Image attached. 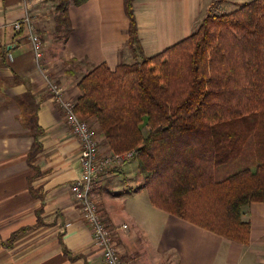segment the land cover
<instances>
[{
  "label": "crops",
  "instance_id": "1",
  "mask_svg": "<svg viewBox=\"0 0 264 264\" xmlns=\"http://www.w3.org/2000/svg\"><path fill=\"white\" fill-rule=\"evenodd\" d=\"M125 1L71 6L69 38H53L54 45H46L52 16L36 2L29 14L45 44L38 63L26 27L15 29L25 19V0H0V264H105L72 192L82 144L45 77L77 101L79 80L96 66L114 71L133 63ZM249 1L135 0L142 53L155 56L189 37L214 10L229 13L220 9L225 2ZM99 139L100 155L111 154ZM131 162L103 174L93 193L127 264H264V203L244 209L251 236L240 245L153 206ZM136 167L139 192L126 186Z\"/></svg>",
  "mask_w": 264,
  "mask_h": 264
},
{
  "label": "trees",
  "instance_id": "2",
  "mask_svg": "<svg viewBox=\"0 0 264 264\" xmlns=\"http://www.w3.org/2000/svg\"><path fill=\"white\" fill-rule=\"evenodd\" d=\"M88 1H57L64 41L70 7ZM134 1L125 11L135 61L84 75L77 113L111 154L133 152L153 206L247 246L244 209L264 203V0L209 13L152 57L142 53Z\"/></svg>",
  "mask_w": 264,
  "mask_h": 264
},
{
  "label": "built area",
  "instance_id": "3",
  "mask_svg": "<svg viewBox=\"0 0 264 264\" xmlns=\"http://www.w3.org/2000/svg\"><path fill=\"white\" fill-rule=\"evenodd\" d=\"M39 1L25 0V19L15 24L17 31L21 30L22 26H25L28 30V38L38 63L43 57L42 41L36 32V26L29 11ZM45 79L55 103L65 116L67 125L82 144L79 159L81 176L73 184L72 192L75 200L81 206L82 217L91 230L93 243L101 250L105 264H127L119 254L114 234L103 219L98 204L93 199V193L101 176L115 167H122L127 162H130L133 159V152L123 155L108 154L105 157L100 155V134L97 128L80 118L76 110L75 101L65 96L62 87L47 75Z\"/></svg>",
  "mask_w": 264,
  "mask_h": 264
},
{
  "label": "rangeland",
  "instance_id": "4",
  "mask_svg": "<svg viewBox=\"0 0 264 264\" xmlns=\"http://www.w3.org/2000/svg\"><path fill=\"white\" fill-rule=\"evenodd\" d=\"M57 1L58 0H40L39 2V4H41L43 7V12H46V15H48V16H52V18H50L49 20H47V22L48 23H52V22H54V24L53 25H49L50 26V28H49V30H51V33H50V35L48 36V39H47V41H48V44H46V45H49V44H53V43H50V42H53L52 41V39L54 38H61L60 39V42L62 43V42H64V40L62 39L63 38V33L62 34H60V33H58L57 31H56V24H55V19H56V17H57V15H58V12H57V10H56V8H57ZM252 1H254V0H252ZM251 1V2H252ZM250 2V1H249ZM249 2H247V3H249ZM218 4V3H217ZM232 3H227V2H225V3H223V4H221L220 6H221V10L222 11H227V12H233V11H235V10H237V9H239V7H241V6H233V5H231ZM219 5V4H218ZM33 7V6H32ZM213 13H215V14H217V12H216V10H214V12ZM224 13H226V12H220L219 14H224ZM218 15V14H217ZM17 31V30H16ZM18 32H21V30H19ZM38 34V36L41 38V36H40V34L39 33H37ZM41 41H42V49H43V47H44V42H43V39L41 38ZM56 41V40H55ZM59 42V41H58ZM59 42V43H60ZM56 44V43H55ZM54 45V44H53ZM139 58V57H138ZM54 81V80H53ZM55 82V81H54ZM56 83V82H55ZM60 86V85H59ZM61 87V86H60ZM72 101H74V100H72ZM84 119V118H83ZM85 121H87V122H89L90 123V121H88L87 119H84ZM91 124V123H90ZM92 125V124H91ZM131 162V161H130ZM130 164H135V160H132V162L131 163H129V165ZM134 166H136V165H134ZM133 168V167H132ZM132 173V172H131ZM138 177H139V173H138V171H137V167H136V174L134 175V176H132V177H130L129 179V181H127V185L126 186H128V187H133L134 189H135V191H137V192H139V191H141V186H139V185H137V182L135 181L136 179H138ZM145 196V195H144ZM147 196V195H146Z\"/></svg>",
  "mask_w": 264,
  "mask_h": 264
}]
</instances>
